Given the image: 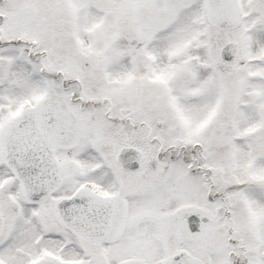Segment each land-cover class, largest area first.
Returning a JSON list of instances; mask_svg holds the SVG:
<instances>
[{"label": "snow or ice", "instance_id": "snow-or-ice-1", "mask_svg": "<svg viewBox=\"0 0 264 264\" xmlns=\"http://www.w3.org/2000/svg\"><path fill=\"white\" fill-rule=\"evenodd\" d=\"M0 264H264V0H0Z\"/></svg>", "mask_w": 264, "mask_h": 264}]
</instances>
